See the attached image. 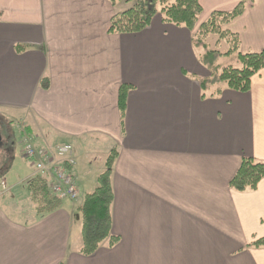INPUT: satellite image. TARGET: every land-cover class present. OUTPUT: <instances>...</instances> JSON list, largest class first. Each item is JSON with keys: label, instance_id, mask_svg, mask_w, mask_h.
<instances>
[{"label": "crops", "instance_id": "obj_1", "mask_svg": "<svg viewBox=\"0 0 264 264\" xmlns=\"http://www.w3.org/2000/svg\"><path fill=\"white\" fill-rule=\"evenodd\" d=\"M240 1L199 0L192 31L156 13L139 32L109 33L112 16L133 2L0 0V116L24 124L20 138L72 145L80 198L117 149L111 232L119 237L83 255L80 199L35 215L26 178L3 179L0 264H264V247L249 246L264 236V177L254 190L229 186L242 156L264 160V68L246 92L222 83L204 93L209 71L192 43L211 12ZM223 29L242 53L264 49V0ZM122 84L130 88L121 121Z\"/></svg>", "mask_w": 264, "mask_h": 264}, {"label": "trees", "instance_id": "obj_2", "mask_svg": "<svg viewBox=\"0 0 264 264\" xmlns=\"http://www.w3.org/2000/svg\"><path fill=\"white\" fill-rule=\"evenodd\" d=\"M112 4L116 0H109ZM133 4L126 10L116 13L110 19L109 33H136L148 26L156 13L162 21L176 26H184L192 31L202 11L199 0H127ZM253 0H241L229 11H213L195 30L192 43L195 48L202 47L198 60L205 66L209 75L199 80L202 91L214 88L220 92L223 83L228 88L240 92L250 89L251 77L264 68V49L258 52L239 51V39L223 26L242 14L246 5ZM215 34L218 40H225L229 48L222 52L208 46L206 38ZM20 47L19 45L17 46ZM232 56L239 62V67L222 66L219 59L222 56ZM47 78L40 80V86L47 88ZM130 86L122 84L118 93V108L122 121L126 106V94ZM214 94V92H213ZM118 156L113 147L107 154L102 171L96 176V186L80 198L79 211L81 214V248L80 253L91 255L102 243L113 246L119 237L113 235L112 203L114 199L111 181L112 168ZM264 177V160L256 161L252 157L242 156L239 168L229 182L230 188L243 192L254 190L258 182ZM29 202L35 215H41L57 209L61 199L52 194L48 187V180L44 176H34L28 184ZM249 246L264 247V236L254 239Z\"/></svg>", "mask_w": 264, "mask_h": 264}, {"label": "built area", "instance_id": "obj_3", "mask_svg": "<svg viewBox=\"0 0 264 264\" xmlns=\"http://www.w3.org/2000/svg\"><path fill=\"white\" fill-rule=\"evenodd\" d=\"M20 151L23 158L34 167L35 173L47 178L52 194L60 199L78 198V189L71 173L76 160L70 143L39 146L26 136Z\"/></svg>", "mask_w": 264, "mask_h": 264}, {"label": "rangeland", "instance_id": "obj_4", "mask_svg": "<svg viewBox=\"0 0 264 264\" xmlns=\"http://www.w3.org/2000/svg\"><path fill=\"white\" fill-rule=\"evenodd\" d=\"M218 40L217 35L215 34H209L206 38V42L208 43V46L212 49H218L222 52L226 51L229 48V44L225 41V40ZM196 52L200 53L202 51V47H197ZM219 63L222 66H227V65H232L234 67H239V62L237 60H235L232 56H222L219 59ZM1 120L4 121V123L6 125H10L9 122V118L8 116L2 115L0 116V127H1V135L2 138L0 140V182L3 179H6L7 185H12L14 181L18 182L23 179H25L26 185L28 187L29 182L31 181V179L34 177V169L32 166H30L28 164V162L22 158L21 156V151L20 149L22 148V142H20V136H19V131H22L21 126L23 127V123L20 122L19 120H13L12 122V126L10 127L12 130H14L16 137V143L14 144L13 147V151L11 153V156H9L8 158H3V145L5 144V142L7 141V138L3 132V127L4 124L1 123ZM19 121V123H18ZM11 159V160H10ZM95 163L97 162V157L95 156ZM1 184V183H0ZM94 186H96V181H92V183L89 186H86L85 184L82 186L81 192L85 191V192H89L91 190H93ZM27 187H23L24 191H25V195H28V188ZM1 189V186H0ZM81 194V193H80ZM82 195V194H81ZM80 199V198H79ZM65 200H62V202H64ZM28 205H26V207L29 206V208L33 209L32 205L29 202V199L27 200ZM80 214V213H78ZM19 217V216H18ZM78 240H81L80 235H78Z\"/></svg>", "mask_w": 264, "mask_h": 264}, {"label": "flooded vegetation", "instance_id": "obj_5", "mask_svg": "<svg viewBox=\"0 0 264 264\" xmlns=\"http://www.w3.org/2000/svg\"><path fill=\"white\" fill-rule=\"evenodd\" d=\"M1 123L4 124V127H3V132L7 138V141L5 142V144L3 145V158H8L9 155L12 153L13 151V147H14V144L16 143V135H15V132L14 130H12L8 125H6L4 123V121L1 120ZM0 131H1V127H0ZM2 136V135H1Z\"/></svg>", "mask_w": 264, "mask_h": 264}, {"label": "water", "instance_id": "obj_6", "mask_svg": "<svg viewBox=\"0 0 264 264\" xmlns=\"http://www.w3.org/2000/svg\"><path fill=\"white\" fill-rule=\"evenodd\" d=\"M2 136H1V131H0V140H1Z\"/></svg>", "mask_w": 264, "mask_h": 264}]
</instances>
